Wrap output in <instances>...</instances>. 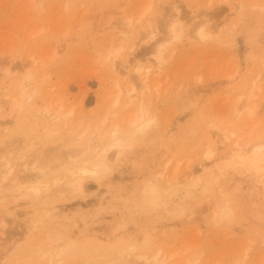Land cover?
<instances>
[{
  "label": "rangeland",
  "instance_id": "obj_1",
  "mask_svg": "<svg viewBox=\"0 0 264 264\" xmlns=\"http://www.w3.org/2000/svg\"><path fill=\"white\" fill-rule=\"evenodd\" d=\"M148 1L0 0V65L6 63L20 67L29 62L34 53L46 61L34 68L36 79L40 80L44 88L33 104L35 108H44L49 99L47 102H54L56 107L60 103L64 109L74 107L71 125L62 128L64 134L76 125L74 121L77 118L85 117L81 130L90 121L100 124L106 111L112 109L110 103L116 91L113 88L116 78L111 63L104 61L103 54L112 40L117 43L128 17L133 16L135 22L127 36L128 41L120 57L121 64L131 62L135 54L142 56L151 52L154 40H144L143 35L148 28H154L158 32L156 39L163 36L165 31L160 28L161 12L171 17L177 6L186 24V33L194 21L199 20H207L211 26L221 23L223 27L222 32L219 31L221 37L208 42L187 34L170 46L174 54H170L160 76V98L147 95L148 101L156 98L154 109L159 113L160 126L141 135L121 160L114 162L113 170L101 180L99 186L91 180L87 183L89 186L84 195L58 196L50 202L52 205L28 203L24 199L11 202L13 196L9 194V200L3 202L5 207L0 205L4 212L1 215L6 214L7 217V228L0 236V257L3 254L9 257L4 264H13L20 255L29 256V242L24 237L28 227L34 224L31 219L42 216L43 222L49 224L36 223L33 235L39 234L40 228H46L45 231L49 228L48 231H51L57 222L67 223L68 231L75 240L99 243L104 252L113 245V231L124 220L125 226L119 229L117 235L121 234L126 241H142L148 233L151 235V251L159 247L166 252L181 251L174 258L177 263L199 258L201 264H264V173L256 168L246 167L238 161L226 166L227 161L219 159L212 164V190L206 192L208 194L198 192L199 197L189 200L184 213L170 214L161 208L131 209L130 202H127L136 197L145 179L164 170V163L170 157H175L173 163L184 158L180 175L185 172L187 162L196 169L204 156L202 149L206 147V150L209 143L213 147L220 145L216 143L218 135L210 128L213 122L220 121L222 127L230 131L241 130L236 137L242 133L245 136L256 123L245 114L233 115L231 108L234 105L233 98H237L236 93L249 92L256 71L264 69V0H161L160 7L154 0L152 13L136 21ZM41 26L47 29L38 36H32L31 33ZM67 27L70 29L67 35L69 40L65 42L64 31ZM56 42L68 45L64 47L65 50L54 55L53 45ZM165 51L169 53V50ZM20 68L15 77L25 72ZM44 76L47 79L42 82ZM12 81L9 83H14ZM123 86L127 87V84ZM82 97L87 102L85 108L80 106ZM257 99H261V96ZM126 109H121V116L131 110ZM125 115L127 118L128 115ZM121 116L118 119L124 118ZM218 118L221 119L217 121ZM111 119L117 120L114 117ZM6 121L8 124H4V127ZM14 125L11 111L3 114L0 117V135L3 134V128L13 129ZM263 127L264 121L252 138L262 134ZM37 130L33 133L40 132ZM244 138L245 142L249 138L248 134ZM54 144L46 142L45 146ZM222 191L233 195L236 220L219 225L213 216L215 207L222 199ZM46 209L55 215H50L54 216L52 219L45 215ZM11 211L15 214L9 217L8 212ZM15 242L18 252L11 253ZM88 257L83 255L81 259Z\"/></svg>",
  "mask_w": 264,
  "mask_h": 264
},
{
  "label": "bare ground",
  "instance_id": "obj_2",
  "mask_svg": "<svg viewBox=\"0 0 264 264\" xmlns=\"http://www.w3.org/2000/svg\"><path fill=\"white\" fill-rule=\"evenodd\" d=\"M157 5L160 7L161 0H157ZM154 6V0H149L138 14L136 21H141L145 16L151 14ZM161 14L160 28L165 31L162 30L165 34L156 39L157 29L148 28L143 35L144 40H154L151 52L148 54L142 56L135 54L131 62L121 64L120 57L126 47L127 36L134 26L133 16L128 17V22L121 29V36L116 41L117 43L112 40L105 47L103 59L105 62L111 63L116 78L113 88L116 91L113 96L111 95L113 98H111L110 103L112 109L106 111L107 113L105 112L106 114H104L100 124L90 121L86 127L80 130L83 123L85 124V117H79L76 121L73 120L76 125L72 124L74 127L72 126L69 132L66 131L64 134L62 128L67 127L66 125L72 121L75 113L74 107L65 108V110L62 103L56 107L54 102L53 104H50V101L47 102L49 99L44 108L34 107L33 103L37 99L36 97L44 88L39 83L40 80L36 79L37 72L34 68L38 64L46 63L40 56H35V53L31 55L30 60L28 59L29 62L20 66L22 69L18 66L21 70H25L23 75H19L20 77H15L20 72L18 67H12L6 63L0 65V117L11 111L12 121L15 124L13 129L10 127L3 128V134L0 135L1 206L5 207L3 202H6L9 194L15 199L10 200L11 202L24 199L28 203L38 202L47 205L48 203L52 205L53 203H50L53 202L52 200L57 199L58 196L64 197L65 194L84 195L89 186L87 184L89 181H95L99 186L101 180L113 170L114 162L119 161L125 152L135 145L141 135H146L150 129L160 126L159 113L156 111L157 109H154V106L155 99L159 97L161 91V73L174 50L169 49L170 46L187 34L199 41L208 42L213 38L221 37L223 29L220 22V25L211 26L209 21L199 20L197 17L199 21L192 22V27L186 33V24H184L180 14L179 6L175 8V14L171 17L162 12ZM224 19L221 20L222 23ZM187 25L189 27V23ZM224 27L226 28V26ZM46 29L47 27L41 26L31 34L35 37ZM220 30L221 32H219ZM69 32L70 29L67 27L64 31L65 42L69 40L67 38ZM66 45L68 44L60 45L59 42H56L53 45L55 47L54 55L65 50ZM166 49L169 50L168 54H166ZM256 72L253 84L251 83L252 86L249 87L250 91L241 93L238 91L235 96L237 98H233L234 105L231 108L233 115L242 116L245 114V116L247 115L256 121L254 127L249 126L251 131H247L245 135L248 134L249 137L245 141L246 143L244 142V133L236 137L237 132L240 133L241 130L235 132L234 129L230 131L229 128L222 127L219 120L224 118H218L217 121L219 122H213L210 128L215 130L218 135L219 139L216 143L219 142L220 145L213 147L208 142L207 149L205 150L206 147L202 149L204 156L202 155L203 158L198 162L196 169L187 162V168L184 169L183 175H180V168L184 158H179L175 163H173L175 157L168 158L167 163H164L166 164L165 168L163 167L164 170L145 179L137 190L136 197L133 195L134 198L127 201L130 202L129 207L131 209L156 210L161 208L171 212L170 214L184 213L189 200L199 197L198 192L206 193L212 190L214 176L212 164L219 159L227 161L226 166H232L238 161L246 167L256 168L264 173V132L262 134L258 132L257 135L259 134V136L252 138V135L258 131L264 121V83L261 84L264 80V69ZM44 77L42 82L47 79ZM10 81L14 83H9ZM123 84H127V87H124ZM112 93L111 91L110 94ZM148 94L152 96L151 98H154L153 96L156 98L148 101ZM258 96H261V99H257ZM108 99L110 100V98ZM80 104L82 108L87 106L84 97L81 98ZM123 108L131 109L128 110L130 114L124 113V115H128L127 118L120 114ZM120 116L124 118L118 119ZM111 117L117 118V120L113 121ZM109 120L112 122L108 124ZM4 124H8V122L6 121ZM35 130H40V132L34 134ZM234 136L236 138H233ZM46 142H54L55 144L45 146ZM219 151H221L220 154H217ZM175 155L172 154L171 156ZM216 155H219L218 158L215 157ZM172 166H174L173 172H171ZM221 193L222 199L215 207L213 216L219 225L222 222L229 223L236 220V205H234L233 195L225 191ZM1 206L0 236L7 228V217L6 214L5 216L1 215ZM48 209H46L45 215L47 214L49 217L51 214L54 215ZM8 213L9 217L15 214L14 211ZM39 215L41 216V214ZM43 218L42 216L31 219L34 224L28 227L24 237V240L29 242V256H17L13 264H35L36 262L39 264H73L74 261H77L76 264H201L199 258H191L188 261L186 259L187 262L185 263H183L185 260L182 263L175 262L174 258L181 254L180 250L172 253L159 247L155 251H151V235L148 233L142 241L124 240L121 234L117 235L120 232L119 229L122 230V227L125 226L124 220L119 223L117 228L114 227V231L112 230L114 233L113 245L104 252L103 246H99V243H81L75 240L68 231L67 223L66 225L62 222H55L54 230L48 231V228L45 231L46 228L43 229V227L40 228L39 234L33 235L36 228L35 224H42ZM46 223L48 222L46 221ZM15 244L16 242L11 253L18 252ZM83 255H89V257L81 259ZM8 259L9 257L3 254L0 257V264H4L3 262L8 261Z\"/></svg>",
  "mask_w": 264,
  "mask_h": 264
}]
</instances>
